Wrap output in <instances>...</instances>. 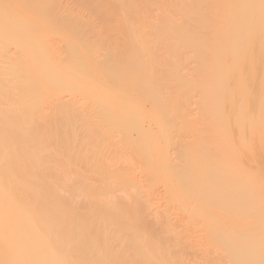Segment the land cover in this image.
I'll return each instance as SVG.
<instances>
[{
	"label": "bare ground",
	"instance_id": "obj_1",
	"mask_svg": "<svg viewBox=\"0 0 264 264\" xmlns=\"http://www.w3.org/2000/svg\"><path fill=\"white\" fill-rule=\"evenodd\" d=\"M0 264H264V0H0Z\"/></svg>",
	"mask_w": 264,
	"mask_h": 264
}]
</instances>
